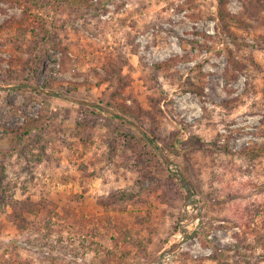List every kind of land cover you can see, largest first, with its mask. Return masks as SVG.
I'll return each mask as SVG.
<instances>
[{"label": "rangeland", "instance_id": "1", "mask_svg": "<svg viewBox=\"0 0 264 264\" xmlns=\"http://www.w3.org/2000/svg\"><path fill=\"white\" fill-rule=\"evenodd\" d=\"M0 264H264V0H0Z\"/></svg>", "mask_w": 264, "mask_h": 264}, {"label": "trees", "instance_id": "2", "mask_svg": "<svg viewBox=\"0 0 264 264\" xmlns=\"http://www.w3.org/2000/svg\"><path fill=\"white\" fill-rule=\"evenodd\" d=\"M223 15H225V14H224V12L221 11V12L219 13V17L221 18ZM21 129H22V130H21L19 136H20L21 134H22V135H26V134L28 133V131L30 130V126H28V128L25 127V126H22Z\"/></svg>", "mask_w": 264, "mask_h": 264}]
</instances>
